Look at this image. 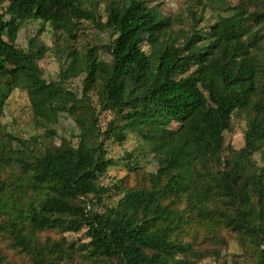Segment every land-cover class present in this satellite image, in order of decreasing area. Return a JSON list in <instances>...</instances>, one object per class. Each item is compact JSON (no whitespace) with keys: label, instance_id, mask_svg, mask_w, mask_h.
<instances>
[{"label":"trees","instance_id":"obj_1","mask_svg":"<svg viewBox=\"0 0 264 264\" xmlns=\"http://www.w3.org/2000/svg\"><path fill=\"white\" fill-rule=\"evenodd\" d=\"M7 1L0 14V236L32 264H62L78 252L100 264H199L208 253L196 233H185L194 215L208 224L202 240L222 241L221 226L264 264V0H252L254 10L235 6L202 33L199 11L212 0H196L183 41L172 20L143 0H110L104 22L99 1ZM32 20L61 23L73 40L83 20L93 22L113 38L105 46L110 60L100 59L99 47L72 50L59 80L47 82L38 65L47 49L17 47ZM82 75L80 96L65 83ZM16 89L45 91L43 102L31 103L34 119L56 125L66 113L79 134L16 152L1 124ZM100 113L113 115L105 129ZM239 113L247 121L245 146L225 156V133ZM129 134L143 139L158 169L141 173L138 187L119 182L121 197L109 206L111 189L101 179L116 162L106 143L123 145ZM81 229L90 242L78 247L42 237Z\"/></svg>","mask_w":264,"mask_h":264},{"label":"rangeland","instance_id":"obj_2","mask_svg":"<svg viewBox=\"0 0 264 264\" xmlns=\"http://www.w3.org/2000/svg\"><path fill=\"white\" fill-rule=\"evenodd\" d=\"M99 1L97 10L98 19L103 22L106 20L105 6L110 0ZM151 7H157L161 13L170 18L174 24V33L181 41L185 40L192 27V20L188 15L189 6L196 0H143ZM207 2V1H205ZM210 6L203 13L200 9L199 14L204 17L203 23L197 28L202 33L204 29L214 25L219 15L228 16L232 13L235 6L243 4L250 10L256 8L255 1L252 0H212ZM9 6V1L0 0V14ZM85 7H89L88 4ZM77 40L71 39L62 29L61 23L54 25L42 23L39 21H28L23 24L17 39V47L23 52H28L31 45H40L47 49L45 56L39 61V72L47 82H56L59 80L61 71L64 69L70 51L77 50L85 52L86 49L99 47L100 59L109 61L110 57L106 50L113 38L105 31L97 28L91 21L83 20L75 30ZM36 46V47H37ZM145 49H147L145 47ZM194 70V68L192 69ZM37 71L36 74H39ZM84 75L66 81V87L78 95H82ZM47 98L45 91L27 92L16 89L11 94L4 109L1 124L5 132L13 140L16 152L19 150H44L46 147L59 145L61 138L73 139L79 134L77 123L68 114H62L56 125L47 123H38L34 119L31 103L43 102ZM93 103L98 104L95 94H92ZM100 112V107L98 106ZM81 115L83 112L80 113ZM100 124L103 129L113 119L110 113L99 114ZM177 125H174L176 128ZM57 132V136H51L50 130ZM247 129V121L244 114L234 115L232 128L225 133V156L241 150L245 146L244 134ZM76 143V141H73ZM107 157L116 162V166L109 169L108 173L102 177L101 182L111 189L106 196V205H114L121 197L116 191V185L124 180L127 186L142 185L141 173H155L158 169V163L149 147L143 139L137 134H129L125 144L120 145L109 141L106 143ZM253 159L260 164V156L254 155ZM136 168V169H134ZM13 179H21L23 176L13 173ZM9 177V176H5ZM126 185V184H125ZM22 195V190H18ZM17 191V192H18ZM191 230L186 234L196 233L199 237V245L206 249L208 257L199 264H255L252 257L245 251L235 233L222 230L219 227L218 233L222 236V241L212 242L208 239L202 240L209 235V228L206 221H202L194 215L191 216ZM49 236L54 240L62 242L64 246H70L75 243L79 245L88 244L90 239L87 237L86 230L81 229L77 232H68L60 234L55 231H49L42 234V237ZM186 239H192L186 236ZM218 252V258L212 255V252ZM0 264H32L25 254H20L17 249L0 236ZM62 264H100L88 257L82 252L76 254L73 261L66 260Z\"/></svg>","mask_w":264,"mask_h":264}]
</instances>
